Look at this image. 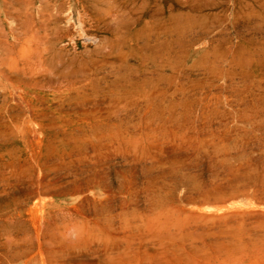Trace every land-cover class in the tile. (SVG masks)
Instances as JSON below:
<instances>
[{
    "label": "rangeland",
    "instance_id": "374dc122",
    "mask_svg": "<svg viewBox=\"0 0 264 264\" xmlns=\"http://www.w3.org/2000/svg\"><path fill=\"white\" fill-rule=\"evenodd\" d=\"M0 264H264V0H0Z\"/></svg>",
    "mask_w": 264,
    "mask_h": 264
}]
</instances>
